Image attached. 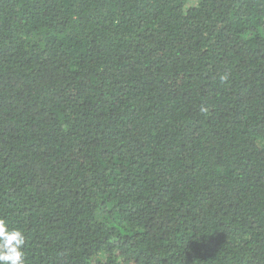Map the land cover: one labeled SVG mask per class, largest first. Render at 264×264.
I'll return each mask as SVG.
<instances>
[{
    "label": "trees",
    "instance_id": "obj_1",
    "mask_svg": "<svg viewBox=\"0 0 264 264\" xmlns=\"http://www.w3.org/2000/svg\"><path fill=\"white\" fill-rule=\"evenodd\" d=\"M0 218L25 264H264V0H0Z\"/></svg>",
    "mask_w": 264,
    "mask_h": 264
},
{
    "label": "clouds",
    "instance_id": "obj_2",
    "mask_svg": "<svg viewBox=\"0 0 264 264\" xmlns=\"http://www.w3.org/2000/svg\"><path fill=\"white\" fill-rule=\"evenodd\" d=\"M24 244L22 231L10 228L8 221L0 218V264H25Z\"/></svg>",
    "mask_w": 264,
    "mask_h": 264
}]
</instances>
